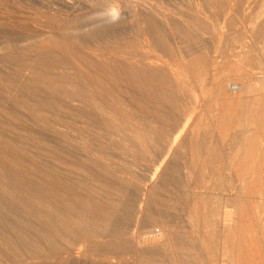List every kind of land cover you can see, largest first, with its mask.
<instances>
[{"label": "bare ground", "instance_id": "obj_1", "mask_svg": "<svg viewBox=\"0 0 264 264\" xmlns=\"http://www.w3.org/2000/svg\"><path fill=\"white\" fill-rule=\"evenodd\" d=\"M151 1L38 0L84 12L52 15L56 39L4 28L0 264H264L231 238L247 222L264 238V0ZM239 21L242 51L218 75ZM186 79L231 106L196 115Z\"/></svg>", "mask_w": 264, "mask_h": 264}, {"label": "rangeland", "instance_id": "obj_2", "mask_svg": "<svg viewBox=\"0 0 264 264\" xmlns=\"http://www.w3.org/2000/svg\"><path fill=\"white\" fill-rule=\"evenodd\" d=\"M19 1H21V2H19ZM24 1H28V0H24ZM35 1V2H34ZM41 3H42V1L43 0H39ZM54 1V0H53ZM87 2L89 1V0H86ZM116 1H120V2H127L128 0H116ZM143 1V0H142ZM147 1H151V0H147ZM29 2V3H28ZM28 2H23V0H18V2L16 1V0H0V6H2V9L0 10V24L1 23H3L4 21V19H5V21L6 22H4L5 24L7 23V26L6 25H4L3 26V24H1L0 25V41L1 42H3L4 41V34L5 33H3L4 32V28H5V32H7V30H8V33H11V34H15V31L16 30H18V28H19V30H23V31H21V34H20V31H19V33L18 32H16V36H18L19 34H20V36H18V37H23V38H25V36H28V35H33L32 37H34V40L36 39L37 41H44V40H47V39H50V36H51V38H53V36H54V39H56L57 37H56V35H54L52 32L55 30L54 28H55V25H56V22L54 23H51L49 20H52L53 19V16H54V18H56V17H62V18H64V16H65V14L66 13H62V12H59V13H52V11H50L49 9H47V8H44L42 5H41V3L40 2H38V0H30V1H28ZM32 2H33V4H32ZM151 2H153V1H151ZM1 3H2V5H1ZM19 3V4H18ZM36 3V4H35ZM23 5V7H26L27 8V6H29L31 9L33 8V6H34V8H36L37 9V14L39 15H37L36 14V12H35V10L36 9H32L33 10V12L35 13V16H32V15H34V13L32 14V10L30 9H28V10H25L26 8H22L21 6ZM32 4V5H31ZM21 5V6H20ZM163 5L164 6H166L164 3H163ZM4 6V7H3ZM38 6V7H37ZM21 8V10L20 9H17V8ZM40 7H42V8H40ZM39 9H42V10H40L39 11ZM3 10V11H2ZM20 10V11H19ZM22 10H24V11H22ZM47 10V11H46ZM5 11V12H4ZM22 11V12H21ZM27 11H30V12H27ZM51 12L50 14V18L51 19H49V18H47V16H46V13H48V12ZM1 12H3V13H5V14H3V13H1ZM7 12V13H6ZM25 12V13H24ZM41 13V14H39V13ZM83 12L84 11H79V12H74V14L73 13H67V17L65 16V18H68V20L70 19V20H75V19H77L80 15H83ZM30 13H31V15H30ZM80 14L79 16L77 15V14ZM18 14V15H17ZM64 14V15H63ZM68 14H69V16H68ZM72 14V15H71ZM13 18V19H15L14 17L16 16V19H17V17H19L18 19H21L22 21H24L25 23H22V22H20V20H16L15 19V21H12L13 19H10L11 17ZM36 15H37V17L38 18H36ZM45 15V16H44ZM48 16H49V13L47 14ZM53 15V16H52ZM40 16H44L43 18L42 17H40ZM76 18H75V17ZM2 17H3V20H2ZM8 19H7V18ZM22 17H23V19H22ZM26 17V18H25ZM34 17H35V19H36V21H35V19H34ZM71 17V18H70ZM72 17H73V19H72ZM28 18V19H27ZM31 18V20H29ZM40 18V19H39ZM11 21H10V20ZM27 19V21H25ZM32 19H33V21H32ZM44 19H48V20H46V21H44ZM41 22H43V23H41ZM18 22V25H16V23ZM28 21H29V23H28ZM50 22L51 23V25L48 23V22ZM8 22H10L12 25V27H9V25H10V23H8ZM13 22V23H12ZM20 22V23H19ZM34 22H36V23H33ZM38 22V23H37ZM31 23V24H30ZM220 24H219V27H222L223 25L221 24V22H219ZM240 23V24H239ZM239 23H237V25H238V27H237V25L232 29V30H230L229 28H223V31H222V39L220 40V41H222V42H220V43H222V44H220V45H218V47L220 46V47H222V48H224V49H222V48H220L219 47V50H221L222 52H224V50H225V52H226V54L225 53H223V57H221V60H223L224 62H222L220 59H219V61H221L220 63H221V67H219V69H218V75H224L225 73H227V74H232V71H233V66H235L234 64H236V62L238 61V55L241 53V51H242V49H241V45H240V43H239V41H236V39L238 38V35H236L235 34V30L236 29H240V28H243V29H245L244 28V26L242 27V24H241V21H239ZM20 24V25H19ZM27 24V25H26ZM36 24V25H35ZM48 24H49V26L50 27H48ZM78 24H81V23H76V26L78 25ZM15 25V26H14ZM26 25V26H25ZM32 25H34L33 26V28H32ZM47 25V26H46ZM220 25H222V26H220ZM240 25V26H239ZM21 26H23V27H21ZM25 26V27H24ZM129 26H130V28H129ZM27 27V28H26ZM37 27V28H36ZM42 27V28H41ZM45 27H47V29L48 30H46V28ZM237 27V28H236ZM2 28V29H1ZM8 28H10V29H8ZM15 28V29H14ZM22 28V29H21ZM26 30H25V29ZM29 28V29H28ZM40 28V31L38 30ZM50 28V29H49ZM27 29L29 30L28 32L29 33H32V32H34V34L32 33V34H29L28 32H27ZM30 29H35V31L34 30H31L30 31ZM122 29H123V31H122ZM226 29V30H225ZM230 30V35L232 36V37H234V38H232L231 37V39H229L228 38V35H229V30ZM235 29V30H234ZM3 30V31H2ZM11 30L13 31V33L11 32ZM26 32H25V31ZM47 31V32H44V31ZM50 30V31H49ZM126 30V31H125ZM39 31V32H38ZM44 32V33H40V32ZM227 31V32H226ZM24 32H25V34H24ZM36 32H38V34L36 33ZM224 32V33H223ZM24 34V36H23V34ZM28 33V34H27ZM48 33H49V35H50V33L51 34H53V35H48ZM133 33V34H132ZM3 34V35H2ZM38 36H37V35ZM120 34H122V36L123 37H128V39H130V40H135V38H136V35H135V33H134V31H133V28L131 27V25H128V23H127V25L125 24V26H124V28L123 27H121L120 28ZM131 34L133 35V36H131ZM234 34H235V36H234ZM2 35V36H1ZM40 35V36H39ZM226 35H227V37H226ZM247 36H248V34H246ZM85 37L86 38V33H84V34H82L81 35V37ZM40 37V38H39ZM56 37V38H55ZM66 37V40H68V42H70L71 44H75L76 43V41L75 40H73V38H71L70 36H68V35H66L65 36ZM223 37H224V39H223ZM236 37V38H235ZM45 38V39H44ZM76 38V37H75ZM227 38H228V40L229 41H227V42H225L226 40H227ZM1 39H3V40H1ZM87 39V41L86 42H88V44L89 45H91L93 42H94V40L93 41H90L88 38H86ZM235 39V40H234ZM246 40H248L249 41V39H246ZM106 41V40H105ZM232 41H234V43L232 42ZM248 41H246L247 42V44H249V42ZM1 42H0V51L2 50V44H1ZM230 42V43H229ZM231 42H232V45H230L231 44ZM238 42V43H237ZM219 44V43H218ZM224 44H226V45H224ZM238 44V45H237ZM77 45H79V44H77ZM80 46V45H79ZM228 46V49H229V47H230V49L228 50L226 47ZM236 48H235V47ZM81 47V46H80ZM238 47V48H237ZM240 47V48H239ZM226 48V49H225ZM232 49V50H231ZM236 49V50H235ZM237 49H238V51H237ZM147 50V51H146ZM149 51V52H148ZM156 49L155 48H152L151 46H149L148 45V47L147 48H144V52H146V53H149L150 55H153L154 57H160L161 56V54H160V52L157 50L156 52ZM235 51H237V53H239V54H237ZM240 51V52H239ZM232 52V53H231ZM235 52V53H234ZM259 53V54H258ZM225 54V55H224ZM235 54V55H234ZM237 54V55H236ZM254 54H256V56H258L259 58H261V55H262V58L261 59H264V52H262L261 53V51H256V52H254ZM156 55V56H155ZM230 57H234L235 56V58H230V60H229V56ZM225 56H227L226 58H225ZM162 59V58H161ZM226 60V61H225ZM234 62V63H232V62ZM264 61V60H263ZM225 62H227V63H225ZM230 62H231V64H230ZM223 63H225V64H223ZM228 63H229V65H228ZM264 64V63H263ZM233 65V66H232ZM223 66V67H222ZM229 66L231 67V69L229 68ZM228 69H227V68ZM260 68H262V70H260L259 68H257L254 72H259V71H264V65H262ZM231 70V71H230ZM220 71V72H219ZM240 71V72H239ZM224 73V74H223ZM239 73V74H238ZM241 73V74H240ZM242 74H243V69H239L237 72H235L234 73V75H232L231 77H233V79H234V81H233V79L231 78L230 79V84L228 85V87H227V94H233L232 93V91H230V88H232L233 87V85H240V82L242 83V80L241 81H239V79L241 78V76H242ZM236 75V76H235ZM239 75V76H238ZM241 75V76H240ZM236 77H237V79H236ZM239 78V79H238ZM236 79V80H235ZM236 81H237V83H236ZM239 81V82H238ZM186 82L188 83V85H189V87H190V90H191V92H190V94L191 95H189V100L191 101H189V100H187V103H188V107L190 108V110H192L193 108H196L194 111H196V110H198L197 112H194L196 115H199L200 113L199 112H201V110H203L202 111V113L201 114H204V116L205 117H208V118H211L212 117V115H213V113H218L219 111H221L220 109H222L223 107L225 108V107H227V106H231V103H228L227 101H226V103H225V101H223L222 99H219V98H217L216 100H215V98H216V92H215V90H214V86L213 85H207L206 87H205V92H204V90H201L199 87H200V85L198 84V83H196L194 80H192V79H186ZM232 82V83H231ZM234 82H235V84H234ZM193 83V84H192ZM239 83V84H238ZM190 84H191V86H190ZM198 85H199V87H198ZM195 89V90H194ZM194 90V91H193ZM194 95V96H193ZM211 97H212V100H214V101H212L211 102ZM215 97V98H214ZM190 98H195V100H193V99H190ZM214 98V99H213ZM196 99H198V100H196ZM195 101L197 102L195 105H194V103H195ZM210 101V102H209ZM211 103V104H210ZM216 103H219V105L216 107L215 106V104ZM194 105V107H192L193 105ZM214 105V108L216 107L217 108V110H218V112L216 111V109H213V105ZM191 105V106H190ZM198 105V106H197ZM211 105V106H210ZM217 105V104H216ZM208 106V107H207ZM221 106V107H220ZM207 107V108H206ZM209 107H211V108H209ZM192 108V109H191ZM198 108V109H197ZM208 108H209V110L210 109H212V110H208ZM208 110V111H207ZM212 111H214V112H212ZM199 113V114H198ZM211 113V114H210ZM208 114V115H207ZM210 114V115H209ZM211 116V117H210ZM264 123V119L262 120V124ZM173 155L171 154L170 156H168V160L170 161V162H176L177 160H175V161H173V157H172ZM171 158V159H170ZM166 159V161H165V163L166 164H168L169 162H168V160ZM251 222H247L246 223V226L244 227V228H242V229H239L236 233H234L233 234V236L231 237V238H233V240L234 241H237V242H239V240L240 239H242L243 240V238H246L245 240H247L248 239V241H246V242H244V241H242V246H243V249L242 250H240V253H242L241 255L243 256V258L244 259H246V260H248V259H255V258H261L262 260L264 259V249L263 250H261L262 249V247H264V245L262 246V244H259V243H263L264 244V238L262 239V238H260V236H258V237H252L251 236V230H253V227H250L251 226V224H250ZM250 224V225H249ZM249 229V230H248ZM238 233V234H237ZM242 234H243V236H242ZM245 234H246V236H245ZM239 236V237H238ZM235 237H236V239H235ZM248 237H250V240H249V238ZM239 238V239H238ZM253 239H257L256 241L255 240H253ZM260 239V241H258ZM261 241H263V242H261ZM240 242H241V240H240ZM236 242H234V244H232V247L231 248H233V247H236L237 245L235 244ZM253 243H257L256 244V248H254L253 246H254V244ZM251 245H253L251 248H249V246H251ZM259 248V249H258ZM234 249V248H233ZM236 249V248H235ZM258 250L261 254L259 255V253H258V251H257V253H256V251ZM242 251V252H241ZM253 252V253H252ZM255 254V255H254ZM262 255H263V257H262ZM250 256V257H249ZM226 258V257H225ZM227 259V258H226Z\"/></svg>", "mask_w": 264, "mask_h": 264}]
</instances>
